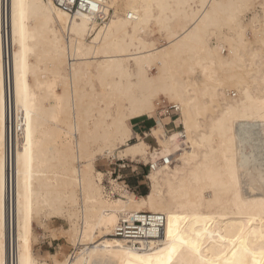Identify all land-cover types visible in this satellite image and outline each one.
Here are the masks:
<instances>
[{
    "label": "bare ground",
    "instance_id": "obj_1",
    "mask_svg": "<svg viewBox=\"0 0 264 264\" xmlns=\"http://www.w3.org/2000/svg\"><path fill=\"white\" fill-rule=\"evenodd\" d=\"M99 1L0 0V264H169L173 243L171 264H264V0ZM163 93L181 130L164 117L149 136L155 118L137 117L144 153L103 157ZM116 160L148 167V193L113 178ZM141 212L163 233L117 237ZM49 232L67 254L39 253Z\"/></svg>",
    "mask_w": 264,
    "mask_h": 264
},
{
    "label": "snow or ice",
    "instance_id": "obj_2",
    "mask_svg": "<svg viewBox=\"0 0 264 264\" xmlns=\"http://www.w3.org/2000/svg\"><path fill=\"white\" fill-rule=\"evenodd\" d=\"M92 7H96V5L93 4ZM17 88L19 90V77H18V81H17ZM169 99L170 98H169L168 94L163 93V94H161V96L158 99H153L151 101V103L146 104L143 107L133 109L132 111L126 113L123 120L121 121L120 131H121V136H122L123 140L127 141L128 143L124 144L122 146L118 143L116 149L106 147L103 149V152L101 155L103 157H107L109 162H110L113 158H115L117 150L124 152V154H126V155H133L134 158H135V155H134L135 153H144V151H145V145L143 143V135L144 134L141 133V135L139 137L136 135V131L134 130L133 121L137 117H141V116H146L149 118H155V120H156V131L155 132H148L147 135L159 137L161 134L160 130L163 127L162 121H163L165 113L160 107H157V105L158 104L165 105L169 102ZM177 107H179V102H177ZM166 137H167V134L165 133V138ZM132 144H135L134 148L131 147ZM125 149H127L126 152H125ZM97 159H100V157L98 156ZM105 177L107 178V172H105ZM168 219H169L168 234H169V237L173 241H175L176 235H174V233H173V225H172V220L174 218L172 216H169ZM177 227H178V225H177ZM180 243L182 245L188 246L193 252L199 254L200 250H199V247L197 246L196 243L186 241V240H181ZM176 252H177V248L175 246V243H173V246L169 250V254H168L169 264H171L172 256ZM208 264H212V262L209 261Z\"/></svg>",
    "mask_w": 264,
    "mask_h": 264
},
{
    "label": "built area",
    "instance_id": "obj_3",
    "mask_svg": "<svg viewBox=\"0 0 264 264\" xmlns=\"http://www.w3.org/2000/svg\"><path fill=\"white\" fill-rule=\"evenodd\" d=\"M55 5L62 8L66 12H86L98 15L102 6L99 0H52ZM95 4L96 7H92ZM164 111V117L178 118V109L170 106L168 103L160 105ZM153 166H151L152 168ZM124 170V168H122ZM165 218L161 214H151L146 212L132 214L124 217L116 229V236L129 242H140L154 239V233H163Z\"/></svg>",
    "mask_w": 264,
    "mask_h": 264
},
{
    "label": "rangeland",
    "instance_id": "obj_4",
    "mask_svg": "<svg viewBox=\"0 0 264 264\" xmlns=\"http://www.w3.org/2000/svg\"><path fill=\"white\" fill-rule=\"evenodd\" d=\"M172 120L174 119H172L171 117L164 118V122L166 124L168 131L173 132L176 129L181 130V125H180L181 123L176 122L177 125H174ZM153 121L145 120L143 125H146V127L149 129V127L155 125V121L154 122ZM140 123L141 121L138 122L136 125H141ZM143 125L141 127L144 128ZM258 129H260V127H258L257 130ZM257 137H258L257 138L258 144L264 145V133L262 132V130H258ZM98 164H99L98 169L103 170L104 165L101 162H99ZM121 166H126V168L122 170ZM110 168H111V173L113 174V178L116 179L121 176L122 177L121 181L125 182L129 186V188L133 192H135L137 195H145L146 193H148L149 182L146 178L148 176V167L142 164H138V163H131L128 161L116 160L113 165L111 164ZM51 225L52 227L53 226H57V227L65 226L66 227L65 222L61 219H54ZM36 232L40 236L43 234V231L37 227H36ZM52 235L53 234L49 232L46 235L47 237L41 240L39 248H38L39 253L42 255H45L46 253H49V252L51 254H55L57 253V251L60 250L61 247L67 246L68 248L63 251L65 254H67L69 252V249H71V247L67 244L66 239L62 236H58V234H57V237L55 238L54 236L52 237Z\"/></svg>",
    "mask_w": 264,
    "mask_h": 264
},
{
    "label": "crops",
    "instance_id": "obj_5",
    "mask_svg": "<svg viewBox=\"0 0 264 264\" xmlns=\"http://www.w3.org/2000/svg\"><path fill=\"white\" fill-rule=\"evenodd\" d=\"M153 121V120H150ZM154 122V121H153ZM144 124V122L142 123V125ZM145 130H148V128L146 127V125H143ZM150 128V127H149Z\"/></svg>",
    "mask_w": 264,
    "mask_h": 264
}]
</instances>
